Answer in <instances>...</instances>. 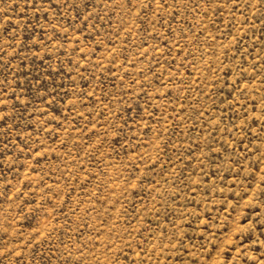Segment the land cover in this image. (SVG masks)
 Returning <instances> with one entry per match:
<instances>
[{
  "label": "rangeland",
  "instance_id": "rangeland-1",
  "mask_svg": "<svg viewBox=\"0 0 264 264\" xmlns=\"http://www.w3.org/2000/svg\"><path fill=\"white\" fill-rule=\"evenodd\" d=\"M0 264H264V0H0Z\"/></svg>",
  "mask_w": 264,
  "mask_h": 264
}]
</instances>
